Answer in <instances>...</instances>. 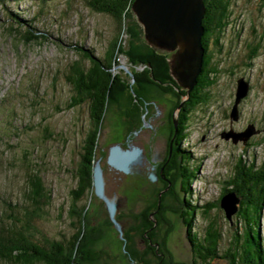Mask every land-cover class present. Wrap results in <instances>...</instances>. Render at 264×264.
Listing matches in <instances>:
<instances>
[{"label": "rangeland", "instance_id": "374dc122", "mask_svg": "<svg viewBox=\"0 0 264 264\" xmlns=\"http://www.w3.org/2000/svg\"><path fill=\"white\" fill-rule=\"evenodd\" d=\"M24 29L47 34L46 39L25 43L20 36ZM112 33L110 17L90 10L81 0H5L0 4V211H9L7 203L23 204L27 173L36 169L51 198L45 215L35 225L48 237L60 238L73 231L67 218L69 190L75 185L72 170L90 128L86 103L65 106L72 94L65 74L70 62L80 57L79 46L94 47L100 56ZM151 40L149 44L166 67H131L123 56L114 67L125 82L148 91L145 96L125 95L105 112L95 158H100L105 193L116 196L122 237L108 218L103 200L93 191L90 197L84 195L79 203L87 204L88 225L99 223L101 228L96 231L100 239L95 246L102 251L100 259L87 264H157L160 257L168 264H195L181 217V201L187 195L176 174L178 163L168 159L163 168L165 178L155 182L146 174L130 172L133 163L125 173L105 161L109 147L123 144L128 132L145 151L154 146L167 148L170 141V120L176 119L178 103L186 92L177 66L181 57L175 50L155 48ZM212 50L218 68L216 82L208 89L207 100L191 112L181 149L189 158V168L196 169L188 185L189 203L197 213L211 207L222 228L219 248L223 253L231 234L235 230L241 234L243 225L235 215L229 223L220 207L212 204L222 194L238 157L246 162L255 159L258 164L264 156V6L259 0H232L229 23ZM251 50L255 53L250 54ZM239 77L248 81L249 90L238 104V119L231 120L229 112ZM250 123L256 133L246 143H233L220 135L230 128L241 131ZM149 136H154L155 143ZM141 212L147 215L151 227H158L157 241L152 236L153 228L140 230L144 222L138 215ZM205 225L206 219L198 213L194 226L200 235ZM259 232L264 243V210ZM149 243L154 245L156 257L148 253ZM127 244H133L128 247L132 256ZM136 255L142 260H136ZM204 264L230 262L227 257H218Z\"/></svg>", "mask_w": 264, "mask_h": 264}, {"label": "trees", "instance_id": "16d2710c", "mask_svg": "<svg viewBox=\"0 0 264 264\" xmlns=\"http://www.w3.org/2000/svg\"><path fill=\"white\" fill-rule=\"evenodd\" d=\"M4 1L0 0V4ZM81 1L90 10L110 17L113 33L100 56L95 54L94 47L84 49L79 46L77 52L80 57L70 62L65 74L72 90L65 106L72 108L86 103L90 119V128L85 132L76 167L72 170L75 185L69 190L71 202L67 209V218L73 231L68 236L61 234L60 238L48 237L35 225L36 221L45 215V207L50 202L51 193L43 185L39 172L31 169L27 173L23 204L7 203L9 211L6 212L5 209L0 211V264H87L99 261L102 251H97L95 246L100 239L96 231L97 229L100 231L101 228L99 223L93 227L88 225L90 222L85 216L87 204L79 203L84 195L90 197L93 191V166L99 158H95L98 134L109 105L119 103L120 98L125 95L145 96L148 91L145 87L137 88L135 83L130 81L125 82L120 74L115 73L114 67L119 65L120 56L125 57L131 67L165 65L163 61L160 62L159 53L157 54L148 43V37L141 23L132 12L133 0ZM259 1L260 5L264 6V0ZM203 4L205 9L202 18L204 32L201 37L203 57L200 71L196 76L195 84L180 106L176 117V128L173 119L170 120V133L175 136L176 142L172 145L171 153L176 159V164L178 163L176 174L180 188L187 195L181 201V217L187 226L186 233L190 242L192 261L195 264H204L218 257L229 258L230 264H264V243L259 232L264 210V156L258 164L255 159L246 162L238 157L233 171L225 182L226 185L222 188V194L234 191L239 197L238 210L234 215L241 219L244 230L241 234L236 230L231 234L227 246L223 248V253H220L219 248L222 228L217 218L211 214V207L207 206L198 212L206 219L204 233L200 235L194 226L198 213L189 203L188 185L194 178L196 169H190L187 165L189 158L181 149V145L188 135L191 112L198 104L207 100V91L216 82L218 68L216 62H213L212 46L219 44L220 35L229 23L232 0H203ZM46 35L24 29L20 36L25 43H41L40 39L45 40ZM251 51L250 54L255 53V50ZM219 199L212 204L214 208L220 207ZM222 212L224 214L223 210ZM138 215H141L144 221L140 230L151 227V221L146 218V214L141 212ZM227 220L229 223L232 222V218ZM151 228H153L152 236L157 241L155 238L158 227ZM150 243L146 244L148 253L156 257L154 245L151 246ZM130 245L133 247V244H127V249ZM162 246L164 248L165 244ZM129 252L132 256L130 249ZM135 257L137 259L133 258L138 261L142 260L141 256ZM159 261L168 264L165 258L163 260L160 257Z\"/></svg>", "mask_w": 264, "mask_h": 264}, {"label": "water", "instance_id": "95a60500", "mask_svg": "<svg viewBox=\"0 0 264 264\" xmlns=\"http://www.w3.org/2000/svg\"><path fill=\"white\" fill-rule=\"evenodd\" d=\"M131 9L137 20L141 23L148 43L153 39L155 48L162 51L175 50L181 60L177 62L178 72L182 78L183 86L186 89V96L178 104V110L182 102L187 98L188 93L196 82V76L200 71L203 46L201 37L204 32L202 18L204 15L203 0H133ZM249 90V84L244 77L236 80L235 97L230 108L229 116L231 120H237L239 115L238 104ZM176 128L177 121L173 120ZM256 133L253 124H248L241 131H228L220 133L221 137L233 143L247 140ZM137 147L122 148L119 144L109 147L106 163L118 170L128 172L130 165L137 160L140 154ZM100 158L96 159L93 172V192L103 200L108 218L122 237L121 223L116 218L117 204L116 196H107L105 193L104 173L100 166ZM150 179H155L153 174ZM239 197L234 191L223 193L219 199V206L224 211L227 219L238 210Z\"/></svg>", "mask_w": 264, "mask_h": 264}, {"label": "flooded vegetation", "instance_id": "af4514ba", "mask_svg": "<svg viewBox=\"0 0 264 264\" xmlns=\"http://www.w3.org/2000/svg\"><path fill=\"white\" fill-rule=\"evenodd\" d=\"M144 110H147V107H145ZM133 128H135L134 125H133ZM174 138H175V136L171 135V138H170V141L168 142L167 148L164 147L163 149H159L157 146H154L152 149L150 148L151 150L147 149L145 151L143 145L140 146L139 144H135V141L132 138V133L128 132L127 136L125 137L124 143L123 144L118 143V144L122 148H125V149L131 148V147L139 148L141 152H140L139 156L137 157L136 162L132 164L130 172H133L135 170L139 174H142V175L146 174L148 179H150L151 174H154V176H155L154 180H155V182H157V181H161L165 178L163 168H164V165L166 164V162L168 161V159H170L172 157V153H171L172 145L176 143L174 141ZM149 140L154 142V136H151V137L149 136ZM167 154H168V156H166ZM171 159H172V162L173 161L176 162L175 157H172ZM104 179H105V177H104ZM105 192H106V190H105ZM113 195L114 194H112V196ZM103 207H104V205H103ZM105 212H106V210H105Z\"/></svg>", "mask_w": 264, "mask_h": 264}]
</instances>
